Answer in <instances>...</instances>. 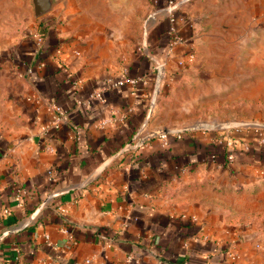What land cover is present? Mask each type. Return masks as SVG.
<instances>
[{
	"label": "crops",
	"instance_id": "1",
	"mask_svg": "<svg viewBox=\"0 0 264 264\" xmlns=\"http://www.w3.org/2000/svg\"><path fill=\"white\" fill-rule=\"evenodd\" d=\"M232 1L190 3L206 12L203 33H220L218 20L236 12L243 15L227 20L237 25L232 29L264 41V0ZM50 18L47 37L36 27L50 44L43 57L32 30L9 50L19 77L0 113V195L20 186L25 206L17 221L0 222V264H264L259 136L246 137L249 147L231 165L235 174L213 164L225 157L213 138L226 129L168 134L162 145L144 134L149 87L114 84L151 63L142 59L126 75L112 74L84 59L91 39L76 55L78 38L51 15L41 20ZM53 103L66 113L57 127Z\"/></svg>",
	"mask_w": 264,
	"mask_h": 264
},
{
	"label": "rangeland",
	"instance_id": "2",
	"mask_svg": "<svg viewBox=\"0 0 264 264\" xmlns=\"http://www.w3.org/2000/svg\"><path fill=\"white\" fill-rule=\"evenodd\" d=\"M193 1L58 0L35 16L31 0H0V113L19 77L8 63L9 50L51 15L60 30L78 38V47L72 48L76 55L81 54L83 40H92L82 53L88 63L125 75L142 59L151 63L136 74L152 92L148 137L162 129L193 125L228 129L238 139L235 151L240 152L248 135L264 134V41L233 30L237 25L227 20L242 18L236 12L218 20L220 33H203L200 20L206 12L197 13ZM260 12L263 17L264 9ZM144 131L145 126L138 127L135 138ZM233 163L223 157L213 164L217 169L227 166L235 174L240 170ZM241 187L238 183L234 189Z\"/></svg>",
	"mask_w": 264,
	"mask_h": 264
},
{
	"label": "built area",
	"instance_id": "3",
	"mask_svg": "<svg viewBox=\"0 0 264 264\" xmlns=\"http://www.w3.org/2000/svg\"><path fill=\"white\" fill-rule=\"evenodd\" d=\"M31 34L33 35V37L35 38V43H36V47L40 48L42 46L43 43V38L41 36L40 31H38V29H34L31 31ZM124 82L130 83L131 85H136L138 82H142L144 83L143 79H138L136 77H123V78H119L117 79L114 84L115 85H119L122 84ZM95 95L100 96L99 92H96ZM51 109L53 110V117H52V122L51 124L53 126H58L60 123H62L63 121H65L66 119V113L65 111L57 104H52ZM168 134L167 132H157V136L160 139V142L162 145H165L167 143V138H168ZM180 133H178L177 135H179ZM146 135H152V132H147ZM145 135L143 136L142 140L140 141L138 139V142H142L144 140ZM214 141H216L221 147H223V150L225 152V157L229 160V161H234L235 156H236V152L233 150L235 148V145L238 142V139L234 138L229 132L228 129H226L224 132H222V134H220L219 136H215ZM258 140L260 142L264 141V134L261 133ZM242 147L248 148V144L241 143ZM50 178H52V175L50 174ZM14 196H15V203L16 206L19 209H23L25 206V190L20 187L17 186L14 190H13ZM11 211V208L8 205H0V217H4L7 216ZM11 229V228H10ZM12 230V229H11ZM9 232V231H8ZM4 231L0 232V240L3 238L4 236ZM15 260H19L20 256H19V248H16V254L14 256Z\"/></svg>",
	"mask_w": 264,
	"mask_h": 264
},
{
	"label": "trees",
	"instance_id": "4",
	"mask_svg": "<svg viewBox=\"0 0 264 264\" xmlns=\"http://www.w3.org/2000/svg\"><path fill=\"white\" fill-rule=\"evenodd\" d=\"M51 20V18L49 19V21ZM47 19H45V20H40L39 21V24L41 25V30L44 32V34L46 35V37H47V31H49V29H48V26H50L51 24H54V21L53 20H51L50 22H49ZM48 23V24H47ZM29 34H31V33H29ZM25 35H28V33H26ZM47 39V38H46ZM44 40L43 41V47L40 49V51L38 52V55H39V57H43V55H40L41 54V52L42 51H46V50H48V48L50 47V44H49V42L47 41V40ZM46 47V48H45ZM45 48V49H44ZM44 49V50H43ZM40 60V59H39ZM57 62H59V61H57ZM59 65H60V62H59ZM130 77H136V75H130ZM123 78V77H122ZM256 137V136H255ZM249 143V142H246V140L245 139H243L242 141H241V143ZM264 142V141H263ZM234 151H235V148L233 149ZM236 152V151H235ZM236 157V156H235ZM15 196H14V193L13 192H10L9 194H7L6 195V198L5 199H3L2 198V196L0 195V205H2V204H6V205H8L10 208H11V211H10V213L7 215V216H10L9 218V221H8V223H13V222H15V221H17L18 220V216L16 215V210L17 209H19L17 206H16V203H15ZM27 210V209H26ZM26 210L24 211V212H26ZM28 212V211H27ZM2 218L3 217H0V222H1V220H2Z\"/></svg>",
	"mask_w": 264,
	"mask_h": 264
},
{
	"label": "water",
	"instance_id": "5",
	"mask_svg": "<svg viewBox=\"0 0 264 264\" xmlns=\"http://www.w3.org/2000/svg\"><path fill=\"white\" fill-rule=\"evenodd\" d=\"M33 4L34 14L35 16H40L45 12L49 11L51 7L58 1V0H31ZM207 127H200L198 125H193L192 127H183V128H166L162 129L159 132H167L169 134H178L184 133L185 130H196V129H206Z\"/></svg>",
	"mask_w": 264,
	"mask_h": 264
}]
</instances>
